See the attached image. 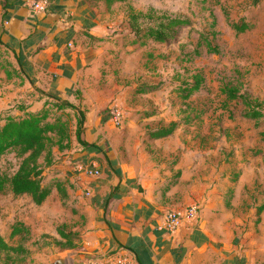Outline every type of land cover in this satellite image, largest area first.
<instances>
[{
  "label": "crops",
  "instance_id": "crops-1",
  "mask_svg": "<svg viewBox=\"0 0 264 264\" xmlns=\"http://www.w3.org/2000/svg\"><path fill=\"white\" fill-rule=\"evenodd\" d=\"M31 1L0 0V109L20 116L50 109L58 98L85 110L82 137L97 147L74 138L84 150L74 152L71 144L63 149L65 165L54 174L66 197L69 181L90 188L82 198L88 213L85 250L75 264L126 255L133 264H264V209L256 212L264 202V146L263 153L252 150L236 170L198 172L196 153L178 150L173 133L159 138L131 131L106 135L111 118L102 110L126 92L109 80L112 72L106 69L102 79L100 70L115 50L121 56L130 49L129 42L115 38L114 7L121 2L108 8L102 0H48L44 11L34 13ZM252 22L249 30L257 26L255 17ZM80 93L91 99L76 103ZM121 109L125 125H135ZM69 162L75 164L69 168ZM79 163L94 164L100 172L87 175L76 168ZM192 202L200 205L195 219L173 231L162 226L168 210Z\"/></svg>",
  "mask_w": 264,
  "mask_h": 264
},
{
  "label": "rangeland",
  "instance_id": "rangeland-1",
  "mask_svg": "<svg viewBox=\"0 0 264 264\" xmlns=\"http://www.w3.org/2000/svg\"><path fill=\"white\" fill-rule=\"evenodd\" d=\"M130 7L142 11L153 8L156 13L187 18L189 23L178 26L173 36L163 42L147 40L144 45L133 46V34L126 23ZM241 17L249 21L255 17L258 23L253 30L237 35L229 22ZM114 19L115 38L123 39L125 45L129 42L130 49L121 56L115 50V55L100 69L101 78H105L108 69L112 72L109 80L122 85L126 92L121 94V100L112 98L102 111L111 118L114 108H124L129 112L127 118L134 119L136 124L128 126L124 120L115 124L109 119L104 129L106 135L113 138L127 131L141 134L176 121L177 127L172 133L179 141L178 150L196 153L194 166L198 167V172L212 167L238 169L244 163L242 160L253 155L252 146L259 140L258 132L264 130V3L255 7L252 0H127L114 7ZM212 20H215L213 25ZM200 31L206 32L218 52L207 50ZM195 72L202 74L203 84L183 99L176 86L182 80H191ZM135 82L157 87L148 93L132 95L130 88ZM228 84L262 100V117L257 120L240 117V100L229 99L223 92L222 86ZM90 96L80 93L75 96V102L81 100L82 103ZM143 110L153 113L141 116ZM9 114L12 113L0 109V125ZM57 114L68 124L72 136L70 150L83 151L84 148L74 142L75 111L50 107V116ZM146 150L151 156V151ZM66 153L55 150L49 165L41 158L43 181L54 183L51 193L41 204L34 203L27 194L15 196L8 188L0 191V234L7 243L25 248L20 253L10 251L9 257L5 251H0V264H49L56 254L63 255L67 264L82 260L79 255L85 250L83 238L88 223L82 198H87L88 194L71 181V193L67 197L55 186L54 174L58 173L55 170L65 165L63 155ZM18 162L14 151L1 155L0 173L11 174ZM74 164L69 162V168ZM14 222H21L27 232L10 236ZM60 225L74 232L73 246L55 244L54 238L61 239L57 233Z\"/></svg>",
  "mask_w": 264,
  "mask_h": 264
},
{
  "label": "trees",
  "instance_id": "trees-1",
  "mask_svg": "<svg viewBox=\"0 0 264 264\" xmlns=\"http://www.w3.org/2000/svg\"><path fill=\"white\" fill-rule=\"evenodd\" d=\"M106 7H110L113 3L124 2L127 0H102ZM259 0H252L256 3ZM127 24L132 31L133 39L131 44L144 45L147 40L163 42L173 36L175 29L180 25L189 23V19L179 16H171L165 13H156L153 8L145 11L128 8L126 13ZM215 20L211 21L213 25ZM230 27L235 34L243 33L253 27L252 20L241 17L239 20H230ZM199 35L204 39L207 50L210 52H218V47L211 43L205 31H200ZM196 53L198 49H195ZM203 76L200 72H195L191 76V80H182L176 87L180 90L181 98L186 99L192 92L197 91L203 84ZM157 86L137 82L132 85L130 91L133 95L148 93L153 91ZM223 92L229 99L240 100L242 109L240 117L250 120H257L263 115V101L257 97H252L246 91H240L239 87L232 85L222 86ZM52 107L58 111L72 109L75 111V129L74 135L77 142L82 146L97 147L95 142H89L82 137L85 121V110L69 100H60L55 98L51 101ZM153 112L143 110L141 116H149ZM177 127L176 121H170L167 125H159L154 128L145 130L144 134L148 138H159L171 134ZM259 140L252 146L254 153H263L264 146V130H259ZM71 144V134L68 124L61 118L59 114L51 117L50 109L44 107L39 111L25 112L20 116H7L4 123L0 125V156L8 151H14L19 158L17 168L11 173H0V191L8 188L15 196L27 194L36 204H41L51 193L54 183L44 182L43 166L41 158L44 159L46 165L53 161V145L58 150L68 148ZM55 186L58 191L66 195L65 188L61 181L56 180ZM111 194L108 195L110 197ZM264 209V202L256 207L259 213ZM27 232V228L21 222H14L11 226L10 236ZM59 238H54L55 244L60 246L71 247L74 245V232L65 230L63 225L57 227ZM0 251L6 252H24L22 245H12L5 241L0 234Z\"/></svg>",
  "mask_w": 264,
  "mask_h": 264
},
{
  "label": "built area",
  "instance_id": "built-area-1",
  "mask_svg": "<svg viewBox=\"0 0 264 264\" xmlns=\"http://www.w3.org/2000/svg\"><path fill=\"white\" fill-rule=\"evenodd\" d=\"M48 0H32L31 1V11L40 12L46 9ZM123 110L120 107H116L111 111V120L115 124H120L122 121ZM79 171L84 172L87 175H97L100 169L94 164H83L79 163L76 165ZM85 193L90 194V188H85ZM200 205L198 202H192L182 208L168 210L165 213L163 227L168 231L176 230L186 219H195L198 215ZM89 264H133V259L129 256H121L120 259L116 261H109L104 259L92 260Z\"/></svg>",
  "mask_w": 264,
  "mask_h": 264
},
{
  "label": "water",
  "instance_id": "water-1",
  "mask_svg": "<svg viewBox=\"0 0 264 264\" xmlns=\"http://www.w3.org/2000/svg\"><path fill=\"white\" fill-rule=\"evenodd\" d=\"M49 264H67V260L63 255L56 254L51 257Z\"/></svg>",
  "mask_w": 264,
  "mask_h": 264
}]
</instances>
